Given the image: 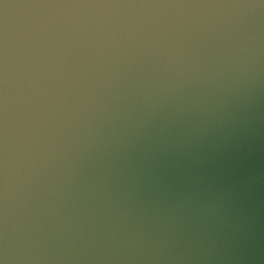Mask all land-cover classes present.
Returning a JSON list of instances; mask_svg holds the SVG:
<instances>
[{
    "label": "clouds",
    "instance_id": "clouds-1",
    "mask_svg": "<svg viewBox=\"0 0 264 264\" xmlns=\"http://www.w3.org/2000/svg\"><path fill=\"white\" fill-rule=\"evenodd\" d=\"M0 264H264V0H0Z\"/></svg>",
    "mask_w": 264,
    "mask_h": 264
}]
</instances>
